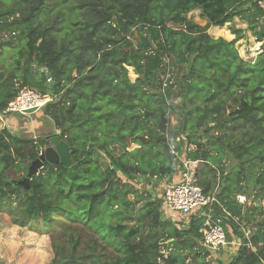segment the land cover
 <instances>
[{
	"label": "trees",
	"instance_id": "1",
	"mask_svg": "<svg viewBox=\"0 0 264 264\" xmlns=\"http://www.w3.org/2000/svg\"><path fill=\"white\" fill-rule=\"evenodd\" d=\"M194 11L204 26L188 19ZM234 20L261 43L254 61L235 47L245 30L229 27L231 41L208 34ZM7 33L17 42L0 44L12 49L0 66V115L33 91L50 98L42 112L58 134L0 130V214L20 228L40 222L57 231L48 264H159L168 241L163 264H209L200 245L206 218H164L155 192L179 159L197 162L196 185L230 214L227 240L244 242L241 228L251 230L253 249L237 248L228 264H264V14L256 0H0ZM136 33L147 49L135 47ZM54 136L67 144L70 166L45 162L29 190L17 185L10 173L24 179Z\"/></svg>",
	"mask_w": 264,
	"mask_h": 264
},
{
	"label": "rangeland",
	"instance_id": "2",
	"mask_svg": "<svg viewBox=\"0 0 264 264\" xmlns=\"http://www.w3.org/2000/svg\"><path fill=\"white\" fill-rule=\"evenodd\" d=\"M188 19L200 26L206 24L205 20L200 17L198 11L190 13ZM230 25L231 27L245 30L244 38L235 44L239 57L243 60L254 61L257 54L261 52V43L256 42L251 33L246 31V24L236 20V22L234 21V23ZM228 29L229 27H227V25L219 29V31L216 27H210L208 32L215 38L233 40L234 36L230 34ZM3 35L0 34V44L5 41L16 44V36L11 39L8 33L5 34L6 38H4ZM0 54V66L4 67L10 62L12 49H0ZM129 76L131 79H135L133 73ZM4 128L13 134L26 138H45L53 132L58 134V132L54 130L52 122L43 115L42 108L30 115H23L17 112H8L3 116L0 115V130ZM51 146L52 143L50 141V146L48 147ZM45 149L46 148H44V150ZM233 165L234 163L232 161L227 162L225 168L229 169V167ZM178 166L181 165L177 164V171L175 174L181 169ZM9 176L15 180H21V175L19 173H10ZM164 184V182L160 183L155 189L158 197H162L163 195ZM175 216H177V218H182L180 215ZM182 220L184 219H181V221ZM56 233L57 231L52 232L44 229L40 222H32L29 227L26 228L11 225L8 216L6 214H0V264H48L52 259L50 237L51 235H56ZM232 241L233 240H228L226 246L228 248L224 247L228 249L229 252L235 250ZM223 249L217 252H209L205 262L217 264L216 261L218 260L216 258L224 253ZM221 264H224V262Z\"/></svg>",
	"mask_w": 264,
	"mask_h": 264
},
{
	"label": "built area",
	"instance_id": "3",
	"mask_svg": "<svg viewBox=\"0 0 264 264\" xmlns=\"http://www.w3.org/2000/svg\"><path fill=\"white\" fill-rule=\"evenodd\" d=\"M256 4L264 14V0H256ZM10 36L14 37L15 33H11ZM3 37L6 38L5 35ZM165 78L169 79L170 75L167 74ZM47 82H50V80L48 79ZM49 101L50 98L48 97L40 96L33 91L23 90L4 113L17 112L21 114L24 110L30 108L39 110ZM171 153L174 154L172 150ZM178 164L181 165L178 180L165 183L163 186V216L168 219L172 215H180L182 217L181 219H184L182 220L183 224H187L193 214L198 213L204 216L206 221L204 227L200 230L202 236L200 245L208 252H217L228 244L226 237V229L228 230V226L226 222L231 219V216L221 207L215 194L206 195L196 185L194 170L197 162L192 163L179 159ZM236 198L239 204H244L246 201L243 195H238ZM214 205H218L221 208L219 215L212 216ZM240 231L245 241L233 240V246L236 250L244 246L253 249L250 243L251 230L247 227H242ZM169 243L170 241L165 242L161 246V257L158 259L159 264H163V260L168 257L171 251V247L168 246Z\"/></svg>",
	"mask_w": 264,
	"mask_h": 264
},
{
	"label": "water",
	"instance_id": "4",
	"mask_svg": "<svg viewBox=\"0 0 264 264\" xmlns=\"http://www.w3.org/2000/svg\"><path fill=\"white\" fill-rule=\"evenodd\" d=\"M132 40L135 42V47L139 49H147L149 47V40L140 34H134ZM38 111L36 108H30L22 112L23 115H30ZM52 146L42 150L39 157L33 161L28 167L27 175L22 180H17L15 183L25 190H29L30 179L38 174V171L43 167L45 162L51 165L61 164L63 167L70 166L69 149L67 144L58 136L51 138Z\"/></svg>",
	"mask_w": 264,
	"mask_h": 264
},
{
	"label": "crops",
	"instance_id": "5",
	"mask_svg": "<svg viewBox=\"0 0 264 264\" xmlns=\"http://www.w3.org/2000/svg\"><path fill=\"white\" fill-rule=\"evenodd\" d=\"M234 21L236 22V20H234ZM233 23H234V22H233ZM227 27H231V25H229V26H227ZM209 29H210V28H209ZM209 29H208V30H209ZM208 34H209V32H208ZM209 35H210V34H209ZM210 36H211V35H210ZM211 37L214 38V39H216V38L213 37V36H211ZM227 41H231V40H227ZM178 178H179V172H178L177 174H174V176H173L171 182H175V181H177ZM168 216H169V215H168ZM164 218H165V217H164ZM168 219H169V220H173V221H176V220L179 221V220H180V219L177 218V216H175V215L170 216ZM226 248H228V247H226ZM226 248L223 249L224 253L216 258V259L218 260V261H216L217 264H221V263H223V262H224V264H228L229 261H230V259H231V257H232L233 254L236 252V248H235V247H234L235 250H234V251H231V252H229V250L226 249ZM229 253H230V254H229Z\"/></svg>",
	"mask_w": 264,
	"mask_h": 264
}]
</instances>
